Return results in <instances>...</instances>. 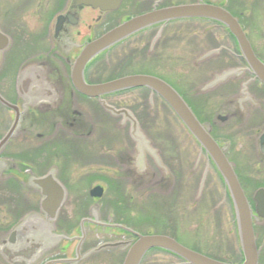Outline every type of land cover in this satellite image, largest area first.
<instances>
[{"label":"flooded vegetation","instance_id":"af4514ba","mask_svg":"<svg viewBox=\"0 0 264 264\" xmlns=\"http://www.w3.org/2000/svg\"><path fill=\"white\" fill-rule=\"evenodd\" d=\"M11 1L0 0V4L6 6ZM72 1L57 0V6L60 5L62 8L51 19L47 29L40 28L38 38L30 33L26 34L27 28L17 31L18 35L14 37L13 34L4 32L0 26L2 39L7 40L6 48L0 50V98L14 107L7 108L0 103V109L8 113L5 117L0 116V141L14 123L17 124L10 139L0 147V183L10 185L9 187L18 194H25L20 190L27 187L30 190L26 192L27 194L40 198L41 191L29 182L33 178L51 176L64 191V202L58 210L54 227L58 234L66 235L69 240L60 241L51 253L34 257L29 264H95L96 259L105 260L102 255L106 253H113L108 258L111 264H122L129 248L136 241V235L167 237L210 262L244 264L245 254L241 247L239 226L230 194L220 173L203 150L200 151L205 160V170L202 171L199 191L193 196L196 209L182 208L181 214H178L187 220L186 229L180 230L176 220L171 222L158 218L154 221L151 213H148L153 204L149 201L152 202L153 198L147 197V187L154 186L155 182L161 186L168 185L170 190L171 183L175 184L172 180L174 176L168 169L169 166L163 164L169 177L159 170L155 156L164 162L157 148L151 144L150 152L143 146L133 143L130 138L131 123L124 115L126 113L116 116L106 111L101 102L116 112H128L141 132L135 114L126 108L110 104L111 99L136 91H144L156 99H161L145 88L90 99L79 94L72 85L74 60L88 43L134 17L175 5L195 3L198 0L185 3H176L174 0H120L115 10L103 13L88 6L73 9ZM58 16L68 17L56 26ZM184 21L151 26L101 53L86 65L83 73L84 82L87 85H98L123 77L144 75L164 81L180 96L229 163L248 205L256 252L255 264H264V85L254 77L249 66L244 63L234 40L229 36L233 47L231 50L224 49L233 63L211 74L205 84H212L215 76L230 71L232 73L226 76L224 82L212 86L210 84V87L201 93V95L215 93L214 98L221 104V108L217 110L210 109L209 100L212 96L204 95L196 100L194 96L199 94V91L193 94L192 89L187 86L185 93H182L173 82L164 80L153 72L98 81L95 79L96 69H91L92 63L96 60L102 58L106 60L115 50L123 49L125 45L128 47L136 44L134 39L137 36L145 35L151 38L149 44L151 52L163 34L170 33L171 30L167 29L170 25ZM184 32V27L176 30L180 35ZM26 35L33 42H26V46H23ZM153 40L156 41L153 43ZM47 41L50 47L48 51L47 45L38 46L46 44ZM249 44L255 57L264 64V59L256 54L250 41ZM141 45L139 41L137 46ZM36 48L40 49V52L35 50ZM25 52L27 56L25 54L23 62L18 65V56ZM37 52L39 53L36 54ZM22 71H26L25 77L36 78L33 83L39 81L32 83L28 95H20L18 90ZM37 88H43L45 95L40 101L41 108L33 109L30 103L36 101L32 95L37 92ZM194 102H199V107L196 108ZM95 107L106 117L113 115L118 118L119 125L122 123L121 125L127 128L111 129L109 121L96 120L93 111ZM32 140L38 142L41 147L38 161H30V151H26L30 148ZM21 146L25 147V151L19 158L14 152ZM178 162L177 157L171 160V164ZM207 168L211 170L210 174L214 178L211 179V183L220 186L216 187L217 191L215 193L212 191V194L202 191L207 184L209 172ZM156 178L159 180L156 181ZM185 193L187 194L178 192L176 199L188 200ZM11 194L10 200L14 196ZM97 194L98 197L95 196ZM2 195L6 196V193L3 192ZM219 196L222 197L221 200ZM40 204L41 199L37 207L38 212L43 214ZM2 209L0 205L1 212ZM11 209L7 212L8 216L12 215L14 207ZM4 217L8 218L5 215ZM70 221L76 223L72 226ZM5 222L6 220L1 219L0 227H4ZM61 226L71 228L59 231ZM158 227L159 233H156L155 229ZM143 229L149 232L143 233ZM72 230L76 231V235L70 234ZM93 236L108 239L90 247L86 246L88 237ZM114 244L121 246L101 248ZM69 246H72L73 250L68 256ZM161 259H166V264H188L177 254L160 249L149 250L140 264H164ZM0 264H6L1 256Z\"/></svg>","mask_w":264,"mask_h":264},{"label":"rangeland","instance_id":"374dc122","mask_svg":"<svg viewBox=\"0 0 264 264\" xmlns=\"http://www.w3.org/2000/svg\"><path fill=\"white\" fill-rule=\"evenodd\" d=\"M176 3L194 2L196 0H174ZM215 4H223L228 7L233 14H236L240 18L241 25L250 41L256 54L264 59V0H209ZM57 0H12L11 3L6 6L0 4V26L3 31L13 34L16 37L17 31L27 28L26 34L29 33L38 38V31L47 29L51 19L62 8L57 6ZM179 27H184V34L180 35L176 33ZM167 29L171 30L169 34H163L160 41L154 46L153 50L149 49L151 38L147 36H137L132 46H123V49L115 50L106 60L103 58L99 61L92 63L91 69H96L97 75L95 79L98 81H107L112 78H118L129 74L135 73H155L164 80H170L174 83L175 87L182 93H185L189 86L192 89L193 94L199 91L194 99L199 100L201 96H209V104L211 110H217L221 108V104L214 98L215 93L203 94V90H207L210 84L206 85L207 79L213 73H217L225 66L233 63L229 59V55L224 49L231 50L233 47L227 32L220 26L210 22L203 21H184L180 23H174ZM47 32V30H46ZM141 42V46H137L138 42ZM156 40H153V43ZM26 42H33L29 40V36H25L23 46H26ZM47 45V51L49 50V42L38 44V46ZM189 49V50H188ZM39 51L40 49L36 48ZM123 50V51H122ZM40 52V51H39ZM37 52L36 54H38ZM24 54H20L18 57V65L23 62ZM35 54V53H34ZM27 56V54L25 55ZM22 60V61H19ZM217 77V76H215ZM206 83V84H205ZM206 85V86H205ZM110 101L112 105L120 106L132 111L138 119L140 124L141 133L145 141L149 145L157 148L161 152V158L155 156L156 163L160 171L164 172L166 177L168 176L167 169L164 165L169 166L175 181V184L171 183L170 190L168 185L156 184L154 186L147 187V197L153 198L152 209L148 213H151V218L162 221L176 220L179 224L180 230H185V222L187 220L181 214L182 208L196 209L194 206L195 200L193 196L196 195L198 185L202 176V171L205 170V160L201 153L200 147L189 135L186 129L181 125L179 120L174 114L167 108V106L154 96L148 95L144 91L130 92ZM195 107H199V102H194ZM209 105V106H210ZM94 118L101 121H109V127L111 129L127 128V126L119 125V119L103 115L102 112L95 107ZM1 117H5L8 113L0 109ZM122 137V136H121ZM125 138V137H123ZM131 138V137H130ZM127 139V135H126ZM30 148L26 151H30V161H38L40 158L41 147L39 143L32 140ZM130 143V141H129ZM134 143V142H133ZM18 147L15 149V156L21 158L25 147ZM156 151V150H155ZM156 153V152H154ZM178 158V163H172L171 160ZM164 164V165H163ZM171 166V167H170ZM209 170V168H207ZM206 169V170H207ZM37 171V170H36ZM208 172L207 184L205 185L203 192L215 193L216 187H220L219 184L211 183V179H214ZM159 172V171H158ZM37 173H40L37 171ZM211 176V177H210ZM159 178L161 175L158 176ZM156 178V181L159 180ZM163 184V183H162ZM10 185L0 183V205L3 207L0 211V225L1 219L6 220L4 227H0V239H4L7 232L15 226L25 215L28 213L38 212V202L40 198L37 195H29L26 192H30L27 187L22 190L25 194H18L9 187ZM220 191V189H218ZM222 191V189H221ZM3 192L6 196L2 195ZM13 193V198L10 200V194ZM178 192L185 193V198L189 199L178 200L176 194ZM152 193V194H151ZM181 197V195H180ZM221 200L222 197L219 196ZM218 200V201H219ZM14 201V202H13ZM29 202V203H28ZM190 203V204H189ZM176 204V205H175ZM11 207H14L12 215L8 216L7 212L11 211ZM178 207V208H177ZM196 207H198L196 205ZM11 209V210H10ZM70 209V206L68 210ZM189 213V210L187 211ZM191 212V211H190ZM65 213V212H64ZM4 215L8 218H5ZM105 218V217H104ZM159 221V220H158ZM160 222V221H159ZM76 222L70 221L73 226ZM160 224V223H159ZM66 226L59 228L67 230ZM157 228V227H156ZM161 228V226H160ZM155 229V228H154ZM150 229V231H154ZM158 229H155L156 233H159ZM143 233H148L146 229L142 230ZM71 235H76V231L72 230ZM107 237H88L86 246L95 245L100 242L106 241ZM73 247H68V256L72 253ZM113 253H106L102 258L105 260H97L95 264H111L108 260ZM107 256V257H106ZM166 264V259H161Z\"/></svg>","mask_w":264,"mask_h":264},{"label":"water","instance_id":"95a60500","mask_svg":"<svg viewBox=\"0 0 264 264\" xmlns=\"http://www.w3.org/2000/svg\"><path fill=\"white\" fill-rule=\"evenodd\" d=\"M72 4L73 9H80L82 6H88L93 9H99L103 13L115 10L119 4V0H73ZM67 17L68 16H59L56 20V26L61 24ZM184 19L211 20L227 28L229 33L234 37L245 63L250 67L255 78L264 84V65L254 56L237 20H235L224 9L203 3L154 10L150 13L132 18L107 32L83 48L73 64L72 83L74 88L80 94L89 98L100 99L105 95L135 88H147L158 95L170 107L180 122L198 142L200 147L204 149L217 170L220 172L225 185L228 188L233 208L235 210L239 226L241 247L245 254L244 264H255L256 253L253 244L249 209L236 177L216 143L197 122L190 109L174 90L164 82L147 76H130L93 86L86 85L83 80V70L86 64L97 55L108 50L110 47L143 29L158 24L164 25L171 21ZM0 42L2 43L0 49L5 48L7 40L2 39L1 35ZM20 75V80L18 81L19 93L20 95H28L30 94L29 89L32 88V83L36 78L32 77L29 79V77H25L26 71H22ZM228 75H230V73H224L222 77L217 79V82L223 80ZM37 78L39 79V77ZM36 82L39 83V81ZM36 90L37 92L32 95V98H36V101L30 103V107L33 109L41 108L40 101L45 95V90H43V88H37ZM0 103L8 108L14 109V107L8 105L2 99H0ZM101 104L105 110L112 112L116 116L121 113H126L124 115L132 124V139L139 146H143L147 151H150L148 148V142L145 141L137 128L136 122L128 112H116L104 102H101ZM15 128L16 124L13 125L4 139L0 142V147L11 137ZM32 184L41 190V195L43 196L41 208L44 217L40 218L35 215L28 216L12 230L6 238L0 241V256L6 264H29L34 257L51 253L58 243H60L62 239H65L63 236L53 234V229L51 227V223L55 220L56 214L63 202L62 188L52 179L51 176L33 180ZM95 196L98 197L99 194ZM117 246H119V244L105 247L112 248ZM153 248L173 252L184 258L190 264H218L210 262L204 257L180 247L169 238L162 236H137V241L132 247H130L123 264H139L143 255Z\"/></svg>","mask_w":264,"mask_h":264}]
</instances>
